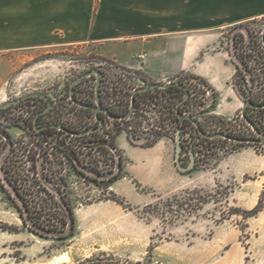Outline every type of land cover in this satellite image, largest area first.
I'll return each mask as SVG.
<instances>
[{
  "label": "rangeland",
  "instance_id": "obj_1",
  "mask_svg": "<svg viewBox=\"0 0 264 264\" xmlns=\"http://www.w3.org/2000/svg\"><path fill=\"white\" fill-rule=\"evenodd\" d=\"M263 29L264 16L225 31L237 63L234 87L243 100L248 92L264 94ZM96 48V44L84 43L1 53L0 104L41 92L65 118L78 121L83 117L70 108L67 96L71 80L81 73L92 68L103 70V88H115L118 94L122 85H145L134 73L138 70L118 67ZM94 85L95 76L91 75L77 86V93L87 96ZM151 99L152 113L144 123L127 125L107 119L106 129L117 135L124 132L136 147L163 136L174 142L177 124L157 122L156 118L158 110L171 105L170 99L162 93ZM40 105L43 103L26 97L3 108L0 130L5 128L11 137L19 138ZM209 108L197 119L216 128L219 122L207 113ZM248 112L262 115L260 111ZM240 115L223 119L231 121L228 129L258 137L244 127ZM192 135L196 162L194 169L185 172L192 179L189 186L173 194L159 192L127 170L112 190L123 200L121 205L100 200L101 189L83 176L70 174L76 230L65 240L40 237L27 230L0 188V223L19 228L16 232L0 231V264H78L102 251L141 264H264V143L240 144L222 138L208 141L195 130ZM187 143L181 155L183 164L189 162ZM5 153L0 156V165ZM257 204L259 212L248 215Z\"/></svg>",
  "mask_w": 264,
  "mask_h": 264
},
{
  "label": "crops",
  "instance_id": "obj_2",
  "mask_svg": "<svg viewBox=\"0 0 264 264\" xmlns=\"http://www.w3.org/2000/svg\"><path fill=\"white\" fill-rule=\"evenodd\" d=\"M262 16L264 0H0V54L96 44L102 56L154 82L180 73L203 78L217 93L207 113L231 120L243 99L233 84L237 63L225 31ZM115 142L124 171L148 186L173 194L190 185L175 165L170 137L136 147L121 132Z\"/></svg>",
  "mask_w": 264,
  "mask_h": 264
},
{
  "label": "trees",
  "instance_id": "obj_3",
  "mask_svg": "<svg viewBox=\"0 0 264 264\" xmlns=\"http://www.w3.org/2000/svg\"><path fill=\"white\" fill-rule=\"evenodd\" d=\"M262 42H264L263 35ZM118 67L124 68L122 65H118ZM134 73L145 85L154 82L139 70L134 71ZM86 78L74 86V97L87 106L76 105L69 99V93L67 96V103L70 108L79 112L83 118L78 121L65 118L63 113L56 109L52 103L46 112L41 113L47 107L48 100L44 97L33 96L34 100L43 103L32 113V120L34 121L37 117V123H26L19 138L11 137L5 128L0 130L2 134L0 156L6 150L0 165L2 171L0 188L7 195L11 205L17 210L22 225L40 237L65 240L74 235L76 217L69 180L72 173L83 176L87 182L101 189L104 193L103 197L99 198L100 200H112L118 204H123V200L109 190L110 185L121 178L125 171L122 152L115 142L117 133H113L105 127L107 115L99 112V117L104 119L102 127L82 135L67 133L64 129H59L56 126L60 124L70 131L79 132L99 125V120L95 119L94 110L91 107L94 104V90L87 96H80L77 93V86ZM188 78L199 81L210 90V102L213 105L217 93L203 78L188 73L176 75L170 80L171 84L167 88H153L136 93L135 105L138 106L140 97L159 93L166 95L170 99L171 105H177L185 92L181 85L185 86L187 90L189 88L185 81ZM103 81L104 77L102 83ZM102 83L100 87L101 103L115 116L114 120L116 121L120 116L127 113L133 89L137 88L138 85L133 83L126 88L122 85L118 94L115 88L112 91L104 89ZM185 103H188V100ZM249 110H251V106L247 107L246 116L260 130H264V123H258L253 119L248 112ZM258 111L263 113L264 108H258ZM178 120L177 128L181 130L182 134L185 132V127L191 126L193 131L198 133L199 131L216 132L218 130L236 137H246L245 133H238L232 128L228 129L227 125L231 126V121L225 123L221 118H217L219 123L218 126L216 125L217 127L215 126L216 128H209L204 121L198 119V127L186 119L179 118ZM122 121L127 125L129 123L127 119H122ZM41 126L42 128H40ZM201 137L208 141L221 139L220 137ZM155 141H147L143 146H151ZM185 143L186 140L183 139V145ZM191 145L195 150V141L191 142ZM115 166L116 170H114ZM259 210L257 204L247 214L253 215ZM18 229L15 225L0 223V231L16 232ZM78 264H141V262L132 263L102 251L86 257Z\"/></svg>",
  "mask_w": 264,
  "mask_h": 264
},
{
  "label": "water",
  "instance_id": "obj_4",
  "mask_svg": "<svg viewBox=\"0 0 264 264\" xmlns=\"http://www.w3.org/2000/svg\"><path fill=\"white\" fill-rule=\"evenodd\" d=\"M262 35L264 37V29L262 30ZM264 44V42H263ZM91 75L95 76V85H94V104L91 105V107L94 110V114H95V118L97 120H99V125L97 127H90L86 130L83 131H79V132H75V131H70L66 128H64V126L58 124L56 125L59 129H64L67 133H71V134H75V135H82V134H86L95 130H98L102 127L103 123H104V119L99 117V112H103L107 115V118L110 119H115V116L113 114L110 113V111L108 110V108L104 107L103 104L101 103L100 100V87H101V82H102V76H103V71L99 68H92L89 69L83 73H81L80 75L76 76L75 78H73L70 82L69 85V99L72 101V103L76 104V105H85L87 106V104H83L81 101L77 100L74 97V86L80 82L82 79L89 77ZM171 84L170 81L168 82H153L151 84H147V85H141L138 86L137 88H135L132 92L131 95V100H130V107L127 111V113H125L124 115L120 116L119 119H125L127 117H129L132 112L134 111L135 108V94L141 91H145L148 89H153V88H167L169 85ZM184 89V95L183 97L178 101L177 103V115L180 119H186L188 121H190L194 126L198 127L199 126V121L196 118H193L189 115L183 114L180 112L179 108L180 106L184 103V101L188 98L189 92L187 90V88L183 85H181ZM33 96H40V97H44L45 99L48 100V104L47 107L41 111V113L46 112L52 103L51 98L45 94V93H41V92H33L27 95H23L21 97H17L15 99H11L8 101H5L4 103L0 104V110L8 107L12 104H16L18 102H20L21 100L25 99L26 97H33ZM255 107V108H263L264 107V103H254L251 100H243L242 102V107H241V115L242 117L245 119L246 122H248V124L252 127L253 131L255 132V134H257L258 137H236L233 135H230L226 132H222V131H216V132H204V131H199V133L201 134V136L203 137H207V138H215V137H220L223 139H227V140H231V141H235V142H239V143H253V144H261L264 143V130H260L256 124L251 121L247 116H246V109L247 107ZM37 123V117L34 120V124ZM42 128V126L40 127ZM175 148H174V162L176 167L178 168L179 171L185 173L188 171H191L192 169H194L195 167V153H194V149H193V145H191L188 149V154H189V162L187 164H183L182 162V151H183V137H182V132L180 129L177 130L176 135H175Z\"/></svg>",
  "mask_w": 264,
  "mask_h": 264
},
{
  "label": "built area",
  "instance_id": "obj_5",
  "mask_svg": "<svg viewBox=\"0 0 264 264\" xmlns=\"http://www.w3.org/2000/svg\"><path fill=\"white\" fill-rule=\"evenodd\" d=\"M185 81L189 86L188 88L189 95H188V98L186 99L188 100V103H185V104L183 103L180 106L179 110L183 114L189 115L193 118H197L199 113H204L203 112L204 108L206 107L208 108L209 106L211 107V102H210L211 92L208 88H206L204 85H202L199 81L195 79L188 78V79H185ZM151 96L153 95H148L146 97H140L138 100V106L135 105V108L132 114L125 119H127L129 122L133 121L135 123H144L146 119H148V115L152 113V111L149 110V102L152 100ZM244 100H251L254 103H262L264 101V94L263 93L255 94V93L248 92ZM153 105H155V103H153ZM251 110L258 111V108L251 107ZM158 111H159V114H157V117H156L158 120L157 122L162 121V123H176V124L179 123V120H178L179 118L177 115V105L175 106L170 105L168 109L166 110L163 109V110H158ZM154 112H157V110H155ZM251 116L258 123H264V113H262V115H252L251 114ZM240 118H241L242 123L244 124V127L247 130L253 131L252 127L248 124V122L245 121L242 115H240ZM117 120L122 121V119H119V118ZM29 123H34V121L31 120V122ZM176 132H175V135H176ZM192 134H193V128L191 126H187L185 127V132L182 134V137L190 144L191 142H194Z\"/></svg>",
  "mask_w": 264,
  "mask_h": 264
}]
</instances>
